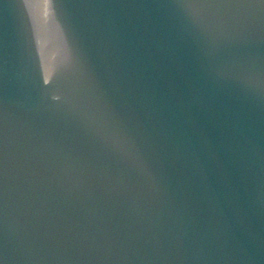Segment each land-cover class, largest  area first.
<instances>
[{
  "label": "water",
  "instance_id": "obj_1",
  "mask_svg": "<svg viewBox=\"0 0 264 264\" xmlns=\"http://www.w3.org/2000/svg\"><path fill=\"white\" fill-rule=\"evenodd\" d=\"M0 264H264V0H0Z\"/></svg>",
  "mask_w": 264,
  "mask_h": 264
}]
</instances>
